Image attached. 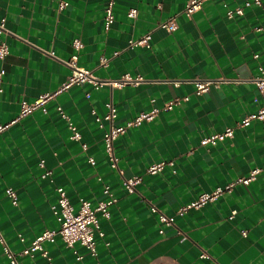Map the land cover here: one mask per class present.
I'll list each match as a JSON object with an SVG mask.
<instances>
[{
	"label": "crops",
	"instance_id": "0c3cea01",
	"mask_svg": "<svg viewBox=\"0 0 264 264\" xmlns=\"http://www.w3.org/2000/svg\"><path fill=\"white\" fill-rule=\"evenodd\" d=\"M108 1L71 0L60 10L59 0H0V21L6 19L9 32L0 34V41L11 51L7 60H0L6 71L1 124L18 117L22 101L32 102L65 83L71 75L65 62L74 55L101 79H143L114 89L75 86L50 102L47 114L36 112L0 135V230L9 246L20 251L45 231L59 228L52 211L57 187L68 192L78 209L81 199L93 208L105 201L108 185L118 203L109 218H100L104 237H96L97 256L81 245L73 251L57 238L45 245L55 264H264V173L201 210L178 215L200 195L264 168L261 123L236 130L233 139L217 146H201L205 137L224 132L260 106L254 79L259 66L264 68V29L253 28H264V4L229 20L227 7L245 0L208 1L192 17L185 14L190 0H116L115 23L106 31ZM131 9L138 10L135 19L128 17ZM171 18L178 24L175 31L158 27ZM148 33L150 50L128 49L130 40ZM76 38L84 45L79 52L72 46ZM116 51L120 53L114 56ZM102 57L109 59L108 67L100 65ZM195 80L221 82L197 96ZM184 98L188 101L116 141L124 176L143 177L138 193L128 194L110 166L96 118L107 113L111 102L118 113L115 125H124L151 110L153 100L161 109ZM60 109L78 128L80 142L71 140ZM164 161L174 166L157 176L146 174ZM45 170L53 176L43 179ZM7 188L16 191L17 205ZM148 203L174 217L175 226L162 225ZM203 253L208 258H201ZM24 262L47 264L39 254ZM0 264H9L1 245Z\"/></svg>",
	"mask_w": 264,
	"mask_h": 264
},
{
	"label": "built area",
	"instance_id": "2783aa9c",
	"mask_svg": "<svg viewBox=\"0 0 264 264\" xmlns=\"http://www.w3.org/2000/svg\"><path fill=\"white\" fill-rule=\"evenodd\" d=\"M212 0H190L186 6L185 14L187 17H192L194 13L202 9L204 3ZM71 0H59V9L65 10L69 7ZM264 0H245L244 3L235 8H228L226 16L229 20H234L237 17H241L245 14V10L262 7ZM116 0H109L105 9V24L104 28L106 31H109L112 25L115 23V9ZM138 15L137 9H131L128 13V17L135 19ZM158 27L162 28L168 32H173L177 29L178 24L174 18H171L167 21H161L158 23ZM254 31L261 32L263 31L262 26H256L253 28ZM6 29V19L0 21V34H8ZM73 48L76 52H79L83 49L84 45L79 38L74 39L72 43ZM135 48H143L150 50L152 48L151 44V34L148 33L139 39H132L128 43V49L133 50ZM119 51L114 53V56L119 55ZM11 55L9 45L1 40L0 41V60L5 61ZM54 56V54H50ZM255 58H259L258 55ZM109 59L102 57L100 65L102 67H108ZM65 64L71 69V75L68 77L67 81L63 83L56 91L45 93L40 95L37 99L32 102L22 101L21 110L18 117L10 121L9 123L1 124L0 123V135L8 131L12 126L16 125L22 119L34 115L36 112H41L43 114L48 113V105L50 102L56 100L60 95L69 91L75 86H84L92 85L96 89H101L104 86H108L111 89L114 88H123L127 86H135L143 81L141 77L132 78L129 76L123 77L121 80H104L97 76V74L90 69L81 67L78 64V55H74L69 61H66ZM6 76V71L0 69V107L4 100V79ZM221 81H202L195 80L197 96H202L209 94L213 86H216ZM254 83L260 93V106L258 109L246 116L244 119L236 122L232 127H227L222 133L211 134L210 136L205 137L201 141V146H217L219 143H222L228 139H233L235 131L246 129L251 127L254 123H261L264 127V68L259 66L258 75L254 79ZM90 97V95H87ZM184 101H188V98L184 99H175L167 103L163 108H158L155 106V101H151L152 108L149 111L140 113L135 119L128 121L124 125H115V121L118 117L117 109L113 103L107 104V113L103 117H97L96 122L99 128L103 131V144L106 155L109 159L110 166L112 169L116 170L122 179V185L125 191L128 194H137L138 186L143 182L142 176H133L125 177L123 171L119 166V158L116 155V141L123 135H125L128 130L141 126L145 122L153 121L162 111H172L176 107L180 106ZM60 115L63 119L68 122V127L71 134V140L75 142L81 141V134L75 124L71 119L60 109ZM105 123L109 126L105 127ZM84 151L88 149L86 144L82 145ZM91 165H95L93 158L89 159ZM173 162H161L151 165L146 174L149 176H157L163 173L168 167H173ZM40 167L45 168V162H40ZM176 173V171H173ZM264 173V168H255L253 169L247 177L239 179L235 183H231L225 187H218L211 193H204L200 195L196 200L190 204L182 207L178 211V215L183 217L188 212L192 210H201L204 207L213 204L219 198L230 194L233 191V188L237 184H242L244 186H249L257 177ZM53 176L52 171L45 170L42 174L43 179L51 178ZM57 201L52 206L53 214L56 217L57 222L59 223V228L56 230H47L42 235L36 237L30 244L26 245L20 251H13L9 246L6 237L0 230V245L3 249V252L8 259L9 264H25L24 259H33L37 254L41 255L46 259L47 264H55L49 254V251L45 248L47 243H55L57 238H61L65 243L67 248L75 251L77 245L84 247L91 255L97 256V235L104 237V233L100 230V218H109L110 217V208L118 203V199L115 197L114 193L110 186H104V194L107 196L105 201H102L98 204L96 208H93L91 203L85 199L80 200V205L78 209L72 204L68 192L62 188L57 187ZM7 195L12 199L13 204H18V198L16 191L13 188L6 189ZM143 202H146L142 198ZM151 209V212L158 217L159 222L166 227L175 226V218L169 217L158 209L152 203H148ZM235 212L232 213L231 219L234 218ZM160 233H164L162 229ZM244 237L248 236L247 231H242ZM21 241L24 242V239L21 237ZM201 258H208L207 253H203ZM82 257L79 256L78 260H81Z\"/></svg>",
	"mask_w": 264,
	"mask_h": 264
}]
</instances>
